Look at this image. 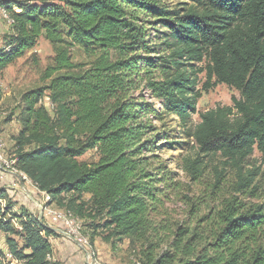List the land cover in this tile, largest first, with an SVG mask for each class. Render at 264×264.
I'll list each match as a JSON object with an SVG mask.
<instances>
[{
    "label": "trees",
    "instance_id": "16d2710c",
    "mask_svg": "<svg viewBox=\"0 0 264 264\" xmlns=\"http://www.w3.org/2000/svg\"><path fill=\"white\" fill-rule=\"evenodd\" d=\"M180 1L179 7L162 0L0 2L12 20L0 73L40 38L52 51L40 70L46 84L21 95L13 167L48 203L82 220L92 251L99 238L111 250L126 241L137 264H264V205L220 201L222 176L215 171L206 191L219 206L198 203L177 223L163 208L178 190L176 175L156 155L174 145L196 149L182 161L195 182L203 175L200 159L219 155L236 172L232 192L256 189V173L243 168L254 150L264 156V0ZM75 49L85 63L73 61ZM203 61L207 82L235 89L239 99L200 114L192 126ZM92 150L94 163L79 161ZM0 234L10 259L0 250V264H52V230L12 212L3 188Z\"/></svg>",
    "mask_w": 264,
    "mask_h": 264
},
{
    "label": "rangeland",
    "instance_id": "374dc122",
    "mask_svg": "<svg viewBox=\"0 0 264 264\" xmlns=\"http://www.w3.org/2000/svg\"><path fill=\"white\" fill-rule=\"evenodd\" d=\"M3 1L4 0H0V2ZM162 2L166 4L169 3L173 7H179V4L181 3L180 0H162ZM5 20V13L1 11L0 8V46L2 44L3 36L11 30L10 25H7ZM51 56L52 51L50 45L43 38H40L33 50L27 52L21 59L8 66L0 73V140L4 145L2 153L10 163L13 161L11 157L13 156L14 137L17 136L20 130L18 117L22 106L20 99L21 95L35 87L46 84L40 81V70L48 63ZM72 57L75 63H85L87 61L82 51L77 49L72 51ZM35 61L37 62V65L34 63ZM207 65L208 62L203 61L197 66V69L201 70L196 74L195 80V90L198 91L199 97L195 101V110L190 115L192 126L199 123L200 114L213 110L216 107L231 106L233 99H239V93L235 89L224 84L213 85L214 79L207 82L206 73L203 71ZM146 93L147 102L152 103L159 110H162L158 101L152 98L149 99V92ZM43 104L51 113V104L47 98L43 100ZM170 119H172V117H166L164 119V124L168 128H173L175 124L173 122L171 124ZM155 125L160 127L161 124L155 122ZM177 142L180 143L183 142V140H178ZM190 146L192 147V145ZM195 153L196 149L194 148L189 149L184 147L182 149L177 145H174L171 148H162L156 153L157 157L167 164L169 171L176 175L175 181L178 183V190L170 195L169 201L163 206L168 216L173 221L179 223L187 219L190 211L193 210L194 207H198V203H207L206 205L211 207L219 206V202H215V199H218L217 196H210V192L206 191V188L214 183L215 171L220 172L222 176L221 185L219 186L222 188V193L219 195V198H221L220 201H222L223 198L229 199L236 197L237 201H240L246 206L251 204L264 205V156L254 150L253 154L248 158L244 165V173L250 169L256 173L253 181L256 189L253 190V192L251 190L248 195H242L232 192L236 183V172L233 168L226 165V161L219 155L201 158L200 161L203 167V175L198 181H192L191 177L182 170V161L187 157L193 159ZM96 159L97 154L92 150L79 158V161L91 164L94 163ZM19 174L22 175L23 180H27L24 174L18 173L20 178L21 176ZM27 181L29 185H32L29 180ZM1 186L0 183V187ZM11 194L17 193L11 192L10 195ZM43 194L46 195L45 193ZM222 194H224V196ZM205 197L207 198L205 199ZM13 206L14 209H16V206ZM3 207L4 205L2 208ZM202 209L203 210L200 212L201 215L206 213L205 208ZM55 210H61V217L65 220H69V223L72 224L74 230L79 232L81 236H76V238L81 240L83 249H86V253H88L91 261H96L97 264H112L109 261L112 260V258H115L116 261H113V264H137L139 262L137 251L130 249L126 241L117 244L114 250H111L110 246L103 242H99L98 253L95 252L94 249L93 251L88 249V237L90 234L88 227L84 224L82 226V220L72 213L58 208ZM11 211L13 212L12 209ZM12 223L18 228L15 221ZM0 249H6L5 237L3 234H0ZM94 253L95 256L93 255ZM82 256H84L83 253L81 254V257ZM52 264L54 263L52 262Z\"/></svg>",
    "mask_w": 264,
    "mask_h": 264
},
{
    "label": "crops",
    "instance_id": "0c3cea01",
    "mask_svg": "<svg viewBox=\"0 0 264 264\" xmlns=\"http://www.w3.org/2000/svg\"><path fill=\"white\" fill-rule=\"evenodd\" d=\"M18 175L7 174L1 182V187L5 190L8 198L11 200V209L17 215L21 212H26L43 223L49 229L52 230L53 236L48 238V241L52 248L51 262L54 264H88L89 259L87 257L86 249H83L74 240L68 238L61 224L51 222L42 214V210L50 211V214L56 218H62L61 210L57 209V205L49 202V197L38 191L33 185H29L27 180H23ZM16 192L17 194H11ZM16 209H14V206ZM53 209H52V208ZM99 239H95L93 248L95 252L99 251ZM3 253L7 254L6 249H0ZM84 256L81 257L82 253ZM78 254V255H77ZM95 256V253L93 254ZM115 258H112L109 262L113 264Z\"/></svg>",
    "mask_w": 264,
    "mask_h": 264
},
{
    "label": "built area",
    "instance_id": "2783aa9c",
    "mask_svg": "<svg viewBox=\"0 0 264 264\" xmlns=\"http://www.w3.org/2000/svg\"><path fill=\"white\" fill-rule=\"evenodd\" d=\"M51 109H52V106H51ZM3 147H4V145L2 144V142L0 140V183L5 178V175L8 174V168H12V167H10V162L5 157H2V149H3ZM41 211H42V214L46 218H48L51 222L56 223V224H61L63 226L65 235L68 238L74 240L78 245H80L83 248V244L81 243L80 239L76 238V232H75L72 224L69 223V220H65L63 218H56V217L52 216L50 214V211H48V210H42L41 209ZM87 257L89 258L88 253H87ZM6 260H10L9 259V254H7ZM88 264H97V262L96 261H91L90 258H89V263Z\"/></svg>",
    "mask_w": 264,
    "mask_h": 264
},
{
    "label": "bare ground",
    "instance_id": "6f19581e",
    "mask_svg": "<svg viewBox=\"0 0 264 264\" xmlns=\"http://www.w3.org/2000/svg\"><path fill=\"white\" fill-rule=\"evenodd\" d=\"M5 16H6V20L5 21H6L7 25H11L12 24L11 18L8 15H6V13H5ZM2 157H4L3 153H2ZM13 165H14V161H11L10 167H12V168H9L8 174H13V175L17 174L18 175V172L14 169ZM19 175L22 178V175L21 174H19ZM75 232H76V236H81L78 231H75Z\"/></svg>",
    "mask_w": 264,
    "mask_h": 264
}]
</instances>
